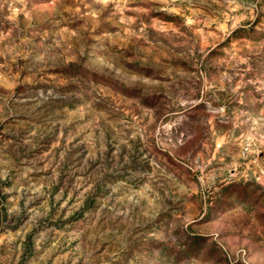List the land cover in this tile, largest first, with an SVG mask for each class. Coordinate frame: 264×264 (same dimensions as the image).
<instances>
[{
    "label": "rangeland",
    "instance_id": "rangeland-1",
    "mask_svg": "<svg viewBox=\"0 0 264 264\" xmlns=\"http://www.w3.org/2000/svg\"><path fill=\"white\" fill-rule=\"evenodd\" d=\"M0 264H264V0H0Z\"/></svg>",
    "mask_w": 264,
    "mask_h": 264
}]
</instances>
